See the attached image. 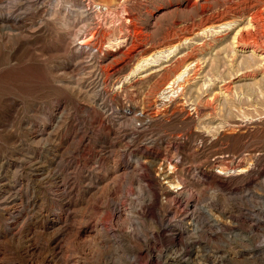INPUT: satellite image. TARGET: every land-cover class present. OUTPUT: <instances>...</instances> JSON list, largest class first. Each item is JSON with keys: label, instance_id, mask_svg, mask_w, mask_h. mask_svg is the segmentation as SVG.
Here are the masks:
<instances>
[{"label": "rangeland", "instance_id": "obj_1", "mask_svg": "<svg viewBox=\"0 0 264 264\" xmlns=\"http://www.w3.org/2000/svg\"><path fill=\"white\" fill-rule=\"evenodd\" d=\"M223 1L0 0V264H264V61L231 58L241 18L209 26ZM144 157L157 217L160 160L208 187L190 205L194 246L151 235L149 191L124 169ZM116 200L128 219H112Z\"/></svg>", "mask_w": 264, "mask_h": 264}, {"label": "bare ground", "instance_id": "obj_2", "mask_svg": "<svg viewBox=\"0 0 264 264\" xmlns=\"http://www.w3.org/2000/svg\"><path fill=\"white\" fill-rule=\"evenodd\" d=\"M225 1V0H224ZM223 1V2H224ZM258 1L259 0H228L226 2H224V9L215 14V15H212V17L210 18V21H209V26L210 27H217V28H220L221 26L223 25H226V26H229L231 24H233L234 22L237 21V19H242V23L243 25L242 26H239L237 27L236 29L234 28L232 34H230V36H228V40H229V44L231 45L232 47V51L229 50L231 53V58H232V55L235 54V51L238 50V51H242V50H246L248 49V51L250 53H254V54H257V57H259V62L261 63L262 61H264V23L262 22L261 20V16L264 15L261 13L260 11V6L258 4ZM262 2V1H261ZM259 2V3H261ZM263 3V2H262ZM213 12V11H212ZM263 12V10H262ZM214 14V13H212ZM262 14V15H261ZM209 15V14H208ZM207 18V17H206ZM263 19V18H262ZM236 20V21H235ZM205 21V20H204ZM245 21V22H244ZM204 23V22H203ZM202 23V24H203ZM206 24V25H208ZM182 26H185V25H182ZM194 26H195V23H194ZM201 26V25H200ZM207 27V28H210V27ZM181 27V26H180ZM178 28V27H177ZM187 28V27H186ZM197 28V27H196ZM202 28V27H201ZM200 28V29H201ZM180 29V28H178ZM186 30V29H185ZM193 30V28H189V30L187 31H183L180 32V34H178V36L175 37L174 35V40L172 41H181V40H186L188 39L186 36V34H190L191 31ZM204 29H202V32H203ZM197 34H198V31H196ZM176 33V32H175ZM193 33V32H192ZM195 34V33H194ZM196 34V35H197ZM195 36V35H194ZM171 37H172V34H171ZM189 37V36H188ZM223 37V36H222ZM168 38V36H167ZM173 38V37H172ZM190 38V37H189ZM165 39V38H164ZM166 41V40H165ZM166 43V42H165ZM177 43V42H176ZM176 43H174L173 46H176ZM163 44V43H162ZM169 45V43H168ZM171 45V44H170ZM143 47V46H142ZM172 47V46H170ZM230 47V48H231ZM137 48V47H136ZM229 48V46H228ZM195 49V48H193ZM191 49V50H193ZM202 49V48H201ZM141 50V49H140ZM140 50H137V51H140ZM237 52V51H236ZM136 53V52H135ZM134 53V54H135ZM188 53V52H186ZM190 53V52H189ZM195 54V53H194ZM139 55V54H138ZM185 55V54H184ZM253 55V54H251ZM176 56V55H175ZM179 56V55H178ZM187 56V55H185ZM236 56V55H235ZM183 57V56H182ZM189 57V56H187ZM191 57V56H190ZM189 57V58H190ZM246 57V56H245ZM242 59V65L245 66V67H249L251 66V63H258L256 59H254L252 56V59H247L245 58ZM249 57V55H248ZM179 58V57H178ZM177 58V60H178ZM230 58V59H231ZM256 58V57H255ZM185 59V58H184ZM197 59V58H196ZM179 60H181L179 58ZM117 61V60H116ZM190 61V60H189ZM193 61V60H192ZM240 61V60H239ZM182 62V61H181ZM194 62V61H193ZM197 62V60H196ZM195 62V63H196ZM192 63V62H191ZM233 63V62H232ZM255 63V64H256ZM264 63V62H262ZM261 63V65H263ZM181 64V63H180ZM197 64V63H196ZM259 64V63H258ZM188 65V64H187ZM231 65V64H230ZM236 65V64H235ZM238 65H241L240 62L238 63ZM254 65V64H253ZM137 66L138 64L134 67V69L132 70V72L134 73L135 71H137ZM184 66V65H183ZM242 66V67H243ZM257 66V65H256ZM121 67V66H120ZM236 67V66H235ZM240 66H238L239 68ZM166 68V67H165ZM164 68V70H165ZM182 68V67H180ZM230 68V67H229ZM237 68V67H236ZM250 68V67H249ZM121 69V68H120ZM177 69V68H175ZM186 69V67H185ZM185 69L183 71L181 70H178L177 72H175V74L173 75L174 76V79L171 80V78L168 77L167 81L165 82V84L168 86L167 88L169 87H172L173 88V85L175 82L178 81V79L181 77V75L183 74V72L185 71ZM200 69V68H198ZM242 69H245V68H242ZM252 70L253 67L251 68ZM119 70V69H118ZM162 70V71H164ZM167 70V69H166ZM196 70V69H195ZM241 70V67L240 69ZM238 70V71H239ZM171 71V70H169ZM236 71V70H234ZM115 72V71H114ZM120 72V71H119ZM165 72H168V71H165ZM194 72V71H193ZM117 73V72H116ZM164 73V72H163ZM162 73V74H163ZM174 73V72H172ZM235 73V72H233ZM193 74V73H192ZM170 75V74H169ZM243 76V75H242ZM165 77V76H164ZM171 77H172V74H171ZM230 77V76H229ZM221 78V77H220ZM223 78V77H222ZM166 79V78H165ZM171 80V81H170ZM223 80V79H222ZM225 81V80H224ZM163 83V82H162ZM227 84V83H226ZM262 84V83H261ZM260 84V85H261ZM228 85V84H227ZM178 86V85H177ZM220 86V85H219ZM179 88V87H178ZM227 86H222L220 89H223L224 92H227L229 90H227ZM249 88V87H248ZM250 89V88H249ZM252 89V88H251ZM219 90V89H218ZM212 91V89H211ZM232 91V90H231ZM208 92V91H207ZM209 94V93H208ZM212 96L211 98L205 102V103H208L209 101H213L217 98V95L216 93H211ZM210 94V95H211ZM224 94V93H222ZM227 94V93H226ZM233 94V93H232ZM180 95H183L182 93ZM220 95V94H219ZM206 96V95H205ZM226 96V95H225ZM230 96V93L229 95ZM207 98H208V95H207ZM230 98V97H229ZM172 100V98H171ZM224 100H227V99H224ZM231 100V99H230ZM170 101V100H169ZM217 101V100H216ZM151 102V101H150ZM218 102V101H217ZM226 102V101H225ZM224 102V103H225ZM194 103V101H193ZM196 103V102H195ZM199 103V102H198ZM215 103V101H214ZM223 103V104H224ZM228 103V102H227ZM177 104V103H176ZM230 104V103H229ZM228 104V105H229ZM155 105V104H154ZM174 105H175V101H174ZM199 105V104H198ZM203 105V104H201ZM206 105V104H205ZM216 106V105H215ZM221 106V105H220ZM231 104L228 106L230 107ZM233 106V105H232ZM150 107V106H149ZM176 107V106H175ZM181 107V106H180ZM184 107V106H183ZM199 107H201L199 105ZM204 107V106H203ZM207 107V106H206ZM213 107V106H212ZM226 107V105H225ZM182 108V107H181ZM214 108V107H213ZM160 109V108H159ZM164 109V108H163ZM179 109V108H178ZM194 109V107H193ZM198 107L196 108L195 107V113L196 115L195 116H199V110H197ZM223 109V108H222ZM147 110V109H146ZM158 110V109H157ZM170 110V109H169ZM177 110V109H175ZM184 110V109H183ZM189 110V109H188ZM206 110V109H205ZM204 110V111H205ZM214 110V109H213ZM212 110V111H213ZM174 111V110H173ZM179 111V110H178ZM181 111V110H180ZM207 111H209V109H207ZM145 112V110H144ZM148 112V111H147ZM183 112V111H182ZM190 112V111H189ZM206 112V111H205ZM204 112V113H205ZM210 112V111H209ZM136 113V112H135ZM165 113V112H164ZM142 114V113H141ZM158 112L156 110L154 111H151V112H148V114H146V116L148 117V120L150 119L151 116H155L157 115ZM168 114V112H167ZM173 114V112H172ZM178 114V113H177ZM184 114V112L182 113ZM188 114V113H187ZM186 114V115H187ZM190 114V113H189ZM218 114V113H217ZM121 115V113H120ZM125 115V114H124ZM171 115V114H170ZM181 115V114H180ZM191 115L193 116V114L191 113ZM204 115V114H203ZM208 115V114H207ZM216 115V114H215ZM123 116V115H122ZM134 116V114L132 115ZM162 116V115H160ZM164 116V115H163ZM182 116V115H181ZM202 116V115H201ZM211 116H214V115H211ZM145 117V116H144ZM172 117V116H171ZM183 117H186L185 115L182 116ZM146 118V117H145ZM167 118V117H166ZM181 118V117H180ZM194 118V117H193ZM132 119H137L136 116H134ZM154 119V118H153ZM223 119V118H222ZM221 119V120H222ZM228 119V118H227ZM118 120V119H117ZM123 120V119H122ZM138 120V119H137ZM144 120V119H143ZM146 120V119H145ZM144 120V121H145ZM152 120V119H151ZM220 120V118H219ZM230 120V119H229ZM121 121V120H120ZM132 120L129 119V121L127 122H130ZM182 121V120H181ZM223 121V120H222ZM225 121V120H224ZM143 122V121H142ZM141 122V123H142ZM232 122V121H231ZM124 123V122H123ZM236 125H239V124H236ZM240 126V125H239ZM221 127V126H220ZM229 127V126H228ZM145 128V126H144ZM226 128V127H225ZM233 128V127H232ZM237 128V127H236ZM143 129V128H142ZM234 133V132H233ZM170 145L172 143H169ZM150 146V145H149ZM176 146V145H175ZM165 147H166V144H165ZM143 149V148H142ZM167 150V149H166ZM165 150V151H166ZM195 151V149H193ZM170 151V150H169ZM167 152V151H166ZM191 152V151H190ZM147 153H149L148 149H147ZM165 152H163L164 154ZM184 153V152H183ZM192 153V152H191ZM198 153V152H197ZM196 153V154H197ZM170 154V153H169ZM172 154V153H171ZM178 154V153H177ZM185 154V153H184ZM190 154V153H189ZM195 155V154H194ZM141 156V155H140ZM191 156V155H190ZM166 157V156H165ZM179 157V155H178ZM189 157V156H188ZM221 157V156H220ZM194 158V157H193ZM140 159V158H139ZM137 159L136 162L132 163H127L126 166H124V169H128L130 171V173L132 174V177H135L138 181V184L142 187H145L146 190L148 189L149 191V197H148V204H146L144 202V200H140L139 201V211H141V215H143L144 217H146L147 219H149L150 223L152 224V227H151V235L153 237L155 236H163L164 234H166L167 232H172V241L173 243L177 244L178 241L180 239H184V238H187L186 239V243L188 246H194L196 244L195 240L193 239L192 235L194 233V226L192 225L193 221H194V218H195V214H196V209L195 208H192L190 207L191 203H193L195 201V199H197V196L198 195H201L202 193L203 194H206L204 193L205 190L208 188H205V187H202L201 188H198L199 185H200V182L198 179H196V181L194 182H190V181H187L184 179V175L182 174V171L180 169V166H176L175 163H172L170 161H168L167 159H162L159 161L158 165L159 167H157L158 170H160L161 166H165L166 169H162L161 171H157L155 173V176H162V183H160L158 185L159 187V190H160V194H161V201H160V205L164 208L163 211H165L166 213V217H157L153 211V205L157 202V193L155 192V190L151 187V183H150V180L148 178H146V172H150L151 169L153 168V165L154 164V158H151V159H148V158H145L141 161ZM157 159V158H156ZM176 159V158H175ZM179 159V158H178ZM136 160V159H134ZM194 160V159H193ZM182 161V160H181ZM174 162V161H173ZM192 164V163H191ZM190 164V165H191ZM194 165V164H193ZM185 166V165H184ZM183 166V167H184ZM187 166V165H186ZM218 166V165H217ZM222 167V166H221ZM220 167V168H221ZM190 168V167H189ZM188 168V170H189ZM123 169V171H124ZM226 169V168H225ZM224 168H221V170H225ZM119 170V169H118ZM230 170V169H229ZM236 170V169H235ZM122 171V172H123ZM196 171V170H194ZM237 171V170H236ZM240 171H243V168L240 169ZM126 171H124L125 173ZM127 173V172H126ZM200 173V171H199ZM204 173V172H203ZM238 173V172H236ZM210 174V173H208ZM207 174V175H208ZM222 174V173H221ZM225 174V173H224ZM226 176V175H225ZM175 179H178V183L177 180L175 181ZM221 180V179H219ZM218 180V181H219ZM175 181V183H174ZM203 182V181H202ZM205 183V181L203 182ZM220 183V182H219ZM222 183V182H221ZM220 183V184H221ZM211 184V183H210ZM196 187L198 188V190H196L197 192L195 193L194 191H191L189 187H192L193 188ZM222 186V185H221ZM220 187V186H219ZM223 187V186H222ZM139 189V188H138ZM141 190V189H140ZM143 192V191H142ZM117 195V194H116ZM123 195V194H122ZM140 196V193L138 194ZM136 196V197H139V196ZM140 199V198H139ZM138 199V200H139ZM181 200H184V205H185V209H184V212L181 213L180 215L181 218H180V215L178 214V206L177 204L181 202ZM133 203V202H132ZM136 203V201H135ZM135 205V204H134ZM148 206V210H145L146 207ZM194 207V206H193ZM124 207H122L121 205H119L118 201L116 200L115 203H114V206L113 208L111 209V217L112 219H115V220H119V219H126L127 218V214L125 212V208L123 209ZM138 208V207H137ZM179 216V218H178ZM94 217V216H93ZM91 219V218H90ZM128 219V218H127ZM179 219L180 222L182 223H179L176 222L175 220ZM92 220V219H91ZM114 220V221H115ZM94 221V220H93ZM56 222V221H55ZM87 224V222H86ZM95 224V227H97V221L94 222ZM94 226V225H93ZM221 226V225H220ZM88 227V226H87ZM94 228H91L90 230H86V236H89V237H93L94 233L92 234V231H94ZM96 231V230H95ZM95 234H98V232L96 231ZM137 237V236H136ZM137 239H139L137 237ZM196 247V246H195ZM132 261L135 262L136 261V257H132ZM171 259V258H170ZM72 262V261H71ZM70 262V263H71ZM69 263V264H70ZM73 264H84L82 262V260H78L76 259Z\"/></svg>", "mask_w": 264, "mask_h": 264}]
</instances>
